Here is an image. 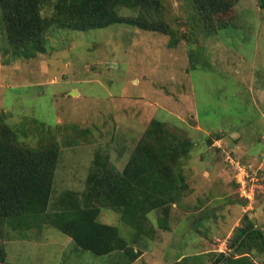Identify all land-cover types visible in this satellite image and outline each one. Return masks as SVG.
Returning <instances> with one entry per match:
<instances>
[{"label": "rangeland", "instance_id": "obj_1", "mask_svg": "<svg viewBox=\"0 0 264 264\" xmlns=\"http://www.w3.org/2000/svg\"><path fill=\"white\" fill-rule=\"evenodd\" d=\"M156 4L154 20L172 33L129 24L54 27L31 57L8 45L0 8V127L30 148L54 145L59 154L49 209L3 227L6 263L212 264L231 254L264 264L256 244L237 254L232 247L248 223L264 232V0H236L207 20L192 0ZM172 38L176 48L168 46ZM152 119L192 144L187 158L175 169L158 165L167 182L149 191L157 208L141 227L121 220L117 201L100 211L98 221L118 230L124 250L95 256L75 249L50 224L53 202L65 191L85 194L95 161L124 173ZM142 178L136 187L146 202L151 184Z\"/></svg>", "mask_w": 264, "mask_h": 264}, {"label": "trees", "instance_id": "obj_2", "mask_svg": "<svg viewBox=\"0 0 264 264\" xmlns=\"http://www.w3.org/2000/svg\"><path fill=\"white\" fill-rule=\"evenodd\" d=\"M235 1L192 0V3L195 12L207 20L229 11ZM153 3L154 0H0V8L8 45L15 54L31 57L42 51L43 37L54 27L87 31L113 24H129L142 30L172 33L160 18L157 22L154 20L152 12H156L157 17L161 12L158 4L152 7ZM47 7L52 12L49 17H43L42 10ZM121 10H130L136 16L123 15L119 13ZM178 44L179 40L172 38L168 46L176 48ZM191 148L190 142L170 133L165 123L152 119L137 142L126 171L120 174L111 170L108 163L95 161L87 178L86 193L65 191L59 195L51 207L50 224L70 237L79 251L108 256L124 250L127 243L118 230L98 221L100 211L115 206L117 201L115 207L121 220L141 227L143 218L157 208L155 196L149 195V191H157V183L167 182L165 174L159 173L158 165L169 162L171 169H175L180 160L187 158ZM58 155V148L54 145L30 148L19 142L9 127H0V240L6 224L20 226L16 218L33 216L36 219L49 209ZM143 175L151 184L146 191V202L136 187L143 182ZM130 189L134 193L126 194ZM254 227L248 223L237 231L232 243L234 254L243 248H251L252 244L264 251V235ZM225 256L219 254L212 264H252L247 256ZM0 264H10L6 263L1 242Z\"/></svg>", "mask_w": 264, "mask_h": 264}, {"label": "water", "instance_id": "obj_3", "mask_svg": "<svg viewBox=\"0 0 264 264\" xmlns=\"http://www.w3.org/2000/svg\"><path fill=\"white\" fill-rule=\"evenodd\" d=\"M254 229L260 230L262 232V230L258 227H254ZM262 234L264 235V232H262ZM244 237V236H243ZM243 237L238 241V244L241 242V240L243 239ZM229 255V254H228ZM228 255H226L225 257H227ZM220 264V263H219Z\"/></svg>", "mask_w": 264, "mask_h": 264}, {"label": "crops", "instance_id": "obj_4", "mask_svg": "<svg viewBox=\"0 0 264 264\" xmlns=\"http://www.w3.org/2000/svg\"><path fill=\"white\" fill-rule=\"evenodd\" d=\"M65 236H66V235H65ZM67 238H68V239H67L66 242H67V243H72V244H73L72 239H71L70 237H68V236H67Z\"/></svg>", "mask_w": 264, "mask_h": 264}, {"label": "built area", "instance_id": "obj_5", "mask_svg": "<svg viewBox=\"0 0 264 264\" xmlns=\"http://www.w3.org/2000/svg\"><path fill=\"white\" fill-rule=\"evenodd\" d=\"M229 161L232 164L233 163V159L229 157ZM239 171V170H238Z\"/></svg>", "mask_w": 264, "mask_h": 264}]
</instances>
